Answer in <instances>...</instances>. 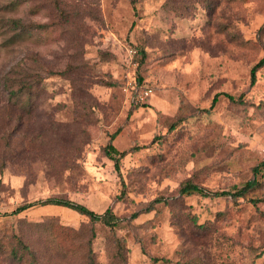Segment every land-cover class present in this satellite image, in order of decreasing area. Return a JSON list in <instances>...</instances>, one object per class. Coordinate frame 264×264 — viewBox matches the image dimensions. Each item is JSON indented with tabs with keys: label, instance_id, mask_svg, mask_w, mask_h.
<instances>
[{
	"label": "rangeland",
	"instance_id": "1",
	"mask_svg": "<svg viewBox=\"0 0 264 264\" xmlns=\"http://www.w3.org/2000/svg\"><path fill=\"white\" fill-rule=\"evenodd\" d=\"M91 3L100 18H82L81 28L59 18L60 9ZM203 3L0 0L4 245L12 234L27 237L43 264H85L88 239L95 264L264 260L256 257L264 249V65L250 83L251 68L264 55V0H212L209 9ZM42 23L51 29L39 30ZM71 66L77 88L65 74ZM116 131L111 142L126 151L119 171L105 152ZM187 180L209 191L253 184L236 197L179 193ZM47 197L97 213L110 208L122 221L111 230L61 205L10 214ZM160 197L165 202L141 211ZM47 219L71 227L73 242L49 223L32 230ZM49 232L55 240H46ZM76 244L83 247L69 257L58 253ZM0 264L17 263L0 250Z\"/></svg>",
	"mask_w": 264,
	"mask_h": 264
},
{
	"label": "trees",
	"instance_id": "2",
	"mask_svg": "<svg viewBox=\"0 0 264 264\" xmlns=\"http://www.w3.org/2000/svg\"><path fill=\"white\" fill-rule=\"evenodd\" d=\"M94 3V2H93ZM93 3H91L90 5H87L86 7L83 8H78V9H73V8H67V9H60L58 14H61V16H59V18L63 21L64 24H67L70 26V28L72 29H76V28H81V22H82V18L88 16L89 18H93L94 20H98L100 18L99 16V9L97 8V6H91L94 5ZM212 0H204L203 3V7H205L204 9H209L211 7ZM57 25H62L61 21H57ZM37 28L39 30H49L51 29L50 26H48L47 23H42V24H38ZM69 28V30H71ZM72 31V30H71ZM259 31H261V33L264 32V22L261 25V27L259 28ZM78 35H80V33H77ZM83 35V33H82ZM264 65V55L261 57V59L255 63L253 65V67L251 68L250 71V83L254 84L256 81V73L257 70ZM66 76H67V80H69L72 84L74 88H77L76 86V81L78 80V77L76 76V67L75 66H71V68H68L67 71L65 72ZM31 87L30 84H26V86L24 87L23 92H26L29 88ZM76 91V90H75ZM12 95H16L17 91L12 89L11 90ZM230 100H239L242 101L243 97L242 94L238 96V98H234L232 95L230 94H225ZM218 98V94H215L211 100L210 106L212 107L214 105V103L217 101ZM117 131L113 132L110 136V139L108 141V143L105 146V152L106 155L113 160L114 162V167L117 171H119L120 168V160L121 158L124 156V154L126 153V151L122 150H118L113 144H112V139L116 136ZM263 157V156H262ZM264 160V157H263ZM264 164V161H263ZM253 181H249L247 182L243 187L236 189L235 191H209L204 189V187H201L195 183H193L192 181H185L184 183H182L181 187L179 188V193L184 194L186 192H193V191H200L201 194H203L204 196H215V195H231L233 197L236 196H241L242 194H244L247 190H249L250 187H252ZM164 200L160 197V198H155L152 202L148 203L144 208H142L141 211L144 212H149L151 210H154L155 208V203H160L163 202ZM165 202V201H164ZM61 205L67 208H70L76 212H78L79 214L85 215L86 217H88V219L91 222H99L105 226H107L109 229L114 230L115 227H117L122 219L119 218L117 215H115L110 208L105 209V211H103L102 213H97L94 212L93 210L87 208L84 204L72 201L70 199H64V198H58V197H47L44 199H40L37 200L35 202H31V203H24L21 204L19 206H17L14 210H12L10 212V214H18L24 210H26L27 208H29L30 206L33 205ZM140 212V211H138ZM138 212H134L132 214V217H136L139 213ZM49 223V225H51V227L56 228V232L58 233L59 238L66 239L68 238L69 242H73L72 241V236L74 234V230L71 227H67V226H63L61 224H59L57 221H54V219H47L46 221H42L40 223H35L32 224V230L34 231H38L40 228L46 226ZM49 229H45L40 233L41 237L45 239L44 234L46 232H48ZM94 235V232H93ZM39 238V236H37ZM71 238V241H70ZM55 240L56 236L55 233H50L49 232V237L46 240ZM30 239H28L27 237H24L22 235H15L12 234L10 238H8L7 243L4 245V242L2 240H0V250L3 254H5L6 256H8L11 261L16 262L17 264H43L44 260H42V255H40V251L37 250L32 243H30L29 241ZM77 245V244H76ZM83 247L82 245H77L72 247L71 249L73 251H67V253L62 252L63 247L59 249L58 253H60L62 256L64 257H69L70 255L74 254L75 250H78V248ZM84 256L82 257V260L85 262V264H95V260L93 257V252L91 250V239H88V241H86L84 243ZM264 255V249H262L261 251L258 252V254L256 255V257H262ZM74 256V255H73ZM43 257L46 258L45 255H43ZM115 257L117 259H123L124 258V252L121 249V246L118 245L117 247V251L115 253ZM158 259L156 258H152V261H157ZM260 264H264V260L260 263Z\"/></svg>",
	"mask_w": 264,
	"mask_h": 264
},
{
	"label": "built area",
	"instance_id": "3",
	"mask_svg": "<svg viewBox=\"0 0 264 264\" xmlns=\"http://www.w3.org/2000/svg\"><path fill=\"white\" fill-rule=\"evenodd\" d=\"M145 95H147L148 93H150V89H147L144 91ZM261 154L264 157V146L261 148Z\"/></svg>",
	"mask_w": 264,
	"mask_h": 264
}]
</instances>
